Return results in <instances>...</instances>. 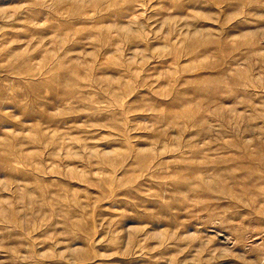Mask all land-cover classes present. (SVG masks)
I'll use <instances>...</instances> for the list:
<instances>
[{"label": "rangeland", "instance_id": "rangeland-1", "mask_svg": "<svg viewBox=\"0 0 264 264\" xmlns=\"http://www.w3.org/2000/svg\"><path fill=\"white\" fill-rule=\"evenodd\" d=\"M0 264H264V0H0Z\"/></svg>", "mask_w": 264, "mask_h": 264}]
</instances>
